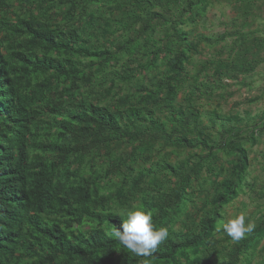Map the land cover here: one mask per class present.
<instances>
[{
	"label": "trees",
	"instance_id": "1",
	"mask_svg": "<svg viewBox=\"0 0 264 264\" xmlns=\"http://www.w3.org/2000/svg\"><path fill=\"white\" fill-rule=\"evenodd\" d=\"M88 1L0 0V264H251L264 217L238 240L219 228L250 166L248 128L217 114L204 124L200 104L254 72L264 46L234 42L190 84L197 44L181 26L206 0H93L110 9L94 22L103 43L70 22L87 16ZM156 145L200 153L179 166L158 154L136 172ZM221 151L235 163L210 194L201 180L225 172ZM87 165L101 175L87 177ZM137 209L169 233L149 257L114 235L127 218L119 211Z\"/></svg>",
	"mask_w": 264,
	"mask_h": 264
},
{
	"label": "rangeland",
	"instance_id": "2",
	"mask_svg": "<svg viewBox=\"0 0 264 264\" xmlns=\"http://www.w3.org/2000/svg\"><path fill=\"white\" fill-rule=\"evenodd\" d=\"M88 4L87 16L81 19L78 17L72 18L70 22L82 27L87 36L91 37L93 35L94 41L99 39V43H103L106 38L103 35L99 36L100 30L95 29L96 23L94 24V22L105 11L110 13V9L105 6L104 2L89 0ZM153 9L161 11L157 6ZM56 21L66 23L67 18L59 16ZM181 29L189 33L191 41L197 44V53L194 55L193 63L189 67V83L192 84L195 78L198 77L202 80L206 73L212 74L211 63L215 60L227 58L230 54V46L234 42L238 45H246L247 43L254 45L259 42L264 46V0H206V11L203 16L196 22H187L181 26ZM121 35V33H116L113 38ZM202 37L209 40H204ZM256 50V58L260 61V64L254 72L240 75L239 80H225L224 88L217 87L215 91L224 93V99H204L200 104L204 124L208 123L209 116L217 114L220 118L232 119L233 122L239 123L238 126L242 124V127L247 126L248 128L246 134H244L245 140L243 142L244 147L249 151L250 166L245 174L240 195L232 203L225 206L223 210L225 217L223 222L244 215L246 225L251 224L252 226L264 217V47H260L259 50L256 48ZM81 60L87 65L92 58H82ZM121 63L122 61L116 63L114 69L120 70ZM202 65L208 67L207 72L203 71ZM86 68V71H88V67ZM106 85H109V83ZM189 89L190 87L180 92L178 96L179 103H184L186 92ZM88 94L92 95V91L88 90ZM92 96H95V94ZM216 130L221 131L220 123L217 124ZM251 131L255 132V142L253 143L249 138L247 139ZM40 133L43 134L44 131ZM172 150L173 148L170 147L162 148L160 145H156V150L152 151L149 158L150 162L140 167L137 166L136 172L145 173L147 171H144V168L156 165L159 160L158 154L163 155L164 158L170 154V163L179 166L180 163L190 158V155L197 151L200 153L199 150L180 149L175 154ZM219 156L225 172H221L219 177H213L210 181H207L205 173L201 180V184L210 191V194L216 192V186L213 183L221 182L226 174L232 171V166L235 163L234 156L229 152L221 151ZM91 166L84 167L87 177L95 172L100 176L102 167L100 165ZM102 180L106 182L104 178ZM201 196L204 197L203 193ZM199 201L200 199L197 200V203ZM135 205L140 206V201ZM197 205L200 206V204ZM119 213L125 214L127 211L120 210ZM182 222L180 221L176 225V229L183 228ZM221 225L222 223L219 226L220 229H222ZM217 238L220 239L222 236L217 234ZM251 264H264V238L258 249L253 253Z\"/></svg>",
	"mask_w": 264,
	"mask_h": 264
},
{
	"label": "clouds",
	"instance_id": "3",
	"mask_svg": "<svg viewBox=\"0 0 264 264\" xmlns=\"http://www.w3.org/2000/svg\"><path fill=\"white\" fill-rule=\"evenodd\" d=\"M127 218L114 235L128 251L142 257H149L168 238L167 228H155L151 215L144 210H129ZM245 216L222 222V229L233 239L242 238L252 231V225L245 223Z\"/></svg>",
	"mask_w": 264,
	"mask_h": 264
}]
</instances>
